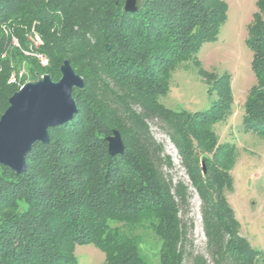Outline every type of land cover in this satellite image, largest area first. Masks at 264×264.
<instances>
[{
	"label": "trees",
	"instance_id": "obj_1",
	"mask_svg": "<svg viewBox=\"0 0 264 264\" xmlns=\"http://www.w3.org/2000/svg\"><path fill=\"white\" fill-rule=\"evenodd\" d=\"M125 3L0 0V116L16 91L9 79L22 67L58 81L69 59L86 83L74 90L78 113L33 146L24 172L0 167V264H76V247L84 244L103 250L105 264H151L141 254L146 237L161 241L159 264H185L189 227L181 213L191 189L168 172L175 164L151 131L155 119L165 123L201 198L214 264H264V252L240 235L228 199L236 145L220 143L217 126L235 111L231 77L208 82L206 110L177 111L161 101L178 66L192 62L203 74L199 52L217 40L228 2L138 0L135 11ZM256 4L247 40L256 83L243 131L264 138V0ZM35 35V53L48 66L25 53ZM115 131L125 150L111 155L107 138ZM193 264L208 263L196 255Z\"/></svg>",
	"mask_w": 264,
	"mask_h": 264
},
{
	"label": "rangeland",
	"instance_id": "obj_2",
	"mask_svg": "<svg viewBox=\"0 0 264 264\" xmlns=\"http://www.w3.org/2000/svg\"><path fill=\"white\" fill-rule=\"evenodd\" d=\"M226 1L229 5L227 22L218 34L217 40L203 44L198 55L199 66L203 68L204 75L192 62L178 66L171 78L170 92L161 97V101L168 108L177 111L206 110L212 105L208 82H213V77L217 75L227 74L231 77L235 111L225 123L217 126L220 143L236 145L235 167L232 171L235 188L228 199L240 223V235L246 237L255 249L264 252V138L243 131L246 101L256 83L252 67L253 52L247 40L250 35V25L257 11V0ZM14 42L17 43V39H14ZM40 42L39 35H35L30 50L25 51L26 55H35V49L40 46ZM36 56L39 57V54ZM43 75L34 78L32 75H27L26 69L22 67L10 77L9 83L15 84L14 90L17 92L24 84L38 81ZM149 125L154 137L163 144L166 153L171 155L174 161V167L168 171L171 177L175 181H184L191 189L189 209L181 213L189 227L185 264H193V256L196 255H203L208 264H214L207 248L201 198L191 186L188 173L182 165L177 148L169 137L165 123L155 119L150 120ZM10 212L11 210H7L5 213ZM160 247L159 239L146 237L141 244L142 257L148 263L159 264ZM75 254L76 264L106 262L104 251L93 244L78 245Z\"/></svg>",
	"mask_w": 264,
	"mask_h": 264
},
{
	"label": "water",
	"instance_id": "obj_3",
	"mask_svg": "<svg viewBox=\"0 0 264 264\" xmlns=\"http://www.w3.org/2000/svg\"><path fill=\"white\" fill-rule=\"evenodd\" d=\"M125 9H138V0H126ZM61 78L53 80L44 74L38 81L28 82L9 99L10 106L0 118V167L16 172L26 170V156L38 142L50 140V129L71 120L79 108L74 96L76 88L85 87V79L65 60ZM111 155L125 150L120 132L109 136Z\"/></svg>",
	"mask_w": 264,
	"mask_h": 264
},
{
	"label": "built area",
	"instance_id": "obj_4",
	"mask_svg": "<svg viewBox=\"0 0 264 264\" xmlns=\"http://www.w3.org/2000/svg\"><path fill=\"white\" fill-rule=\"evenodd\" d=\"M40 43H41V42H40ZM15 44L18 45V41H17V43H15ZM39 57H40V59H41V63H42V65L47 66V65L49 64V60H48L46 57H44V56L41 55V54H39Z\"/></svg>",
	"mask_w": 264,
	"mask_h": 264
}]
</instances>
